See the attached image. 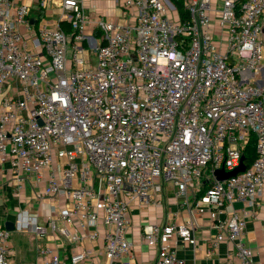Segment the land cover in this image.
<instances>
[{
  "label": "built area",
  "instance_id": "1",
  "mask_svg": "<svg viewBox=\"0 0 264 264\" xmlns=\"http://www.w3.org/2000/svg\"><path fill=\"white\" fill-rule=\"evenodd\" d=\"M182 2L185 19L176 9L170 17L166 0H126L133 20L118 26L97 17L104 42L96 45L81 2L61 0L71 31L46 24L30 50L21 31L32 28L30 7L0 0V177L5 168L18 191L30 185L37 201L53 203L42 223L26 210L14 224L36 235V264H135L131 204L150 205L160 180L173 185L189 218L143 225L157 264H186L172 242L196 245L205 212L216 231L210 252L232 245L219 264H262L246 235L264 199V85L255 80L264 0ZM84 42L95 60L81 58ZM242 158L243 171L215 178ZM87 241L102 242L104 261L80 248ZM14 254L0 224V264H13Z\"/></svg>",
  "mask_w": 264,
  "mask_h": 264
},
{
  "label": "crops",
  "instance_id": "2",
  "mask_svg": "<svg viewBox=\"0 0 264 264\" xmlns=\"http://www.w3.org/2000/svg\"><path fill=\"white\" fill-rule=\"evenodd\" d=\"M30 7V20L32 28L21 31L28 38L29 49L35 47L34 39L38 36V31L46 24L59 26L62 22L60 18L61 0H51L48 7L42 9L39 5V0H23ZM83 6L85 15L89 18V24L85 29V35L92 38L96 45L104 42V34L97 27L95 19L98 17L109 23L118 26L128 25L133 20V11L125 6L126 0H79ZM264 24V22H263ZM264 43V35H263ZM83 55L90 56L95 60L94 50H91L87 42L83 43ZM261 65L263 71L261 73V84L264 85V48ZM9 166H7L8 168ZM162 185V192L158 193L155 190H150L151 204L146 205L141 200H137L131 204L130 219L131 228L127 234V239L133 243L134 248L131 251L135 264H157V249L148 247L142 239V227L148 222H156L160 225H166L171 222L182 223L188 220V210L179 205V199L175 198V188L169 182L164 180L159 181ZM160 200V204L157 201ZM261 201V208L258 209L256 219L250 220L247 225L246 239L248 246L253 251V259L261 261L264 264V199ZM52 201L46 199L41 202L35 199V194L32 186L28 185L22 191H18L17 183L11 171L4 168L0 177V224L5 227L7 222L15 224L18 216L26 210L32 213H37L40 221H44L48 215L49 208L52 206ZM242 204L234 205L239 209ZM201 227L196 233V245L184 243L180 239L175 238L172 242V248L176 251V255L183 259L186 264H219L222 262L228 253L232 251V245L228 242L220 243L215 252H210L209 243L216 234V231L209 227L208 213L205 212L200 218ZM15 228V226H14ZM15 230V229H14ZM31 233V232H20ZM51 243V242H50ZM15 254L13 264H36V244L33 246L23 243L14 246ZM54 246V244L52 243ZM83 250L91 251L96 254V259L104 261V256L101 254L102 242H84L80 245ZM72 246L62 248L61 253L65 260L72 253Z\"/></svg>",
  "mask_w": 264,
  "mask_h": 264
},
{
  "label": "rangeland",
  "instance_id": "3",
  "mask_svg": "<svg viewBox=\"0 0 264 264\" xmlns=\"http://www.w3.org/2000/svg\"><path fill=\"white\" fill-rule=\"evenodd\" d=\"M169 16L173 17V18H177V12L176 10H171L169 9ZM225 52V50H224ZM81 58H84L86 61H88L90 59V56L87 55H83L81 56ZM261 75L258 74L257 76H255V80H261ZM264 82V80H263ZM8 89H6L2 96L7 94ZM40 223H42V221H40ZM36 235L34 233H24L21 234L20 232H18L17 230L11 231V241L14 243V246H18L21 245L23 243H27L30 246H33L34 244H36Z\"/></svg>",
  "mask_w": 264,
  "mask_h": 264
},
{
  "label": "trees",
  "instance_id": "4",
  "mask_svg": "<svg viewBox=\"0 0 264 264\" xmlns=\"http://www.w3.org/2000/svg\"><path fill=\"white\" fill-rule=\"evenodd\" d=\"M169 1L175 6L180 18L185 19L187 17V14L185 13L182 0H169ZM60 26L62 29H65L67 32L71 31L68 22L62 21ZM245 154H246V163L249 166L250 163L255 159V140L254 139H252L248 143Z\"/></svg>",
  "mask_w": 264,
  "mask_h": 264
},
{
  "label": "water",
  "instance_id": "5",
  "mask_svg": "<svg viewBox=\"0 0 264 264\" xmlns=\"http://www.w3.org/2000/svg\"><path fill=\"white\" fill-rule=\"evenodd\" d=\"M166 3L167 5L170 7L171 10H175V6L169 1V0H166ZM243 161H244V158H242V163L241 165L236 168L235 170L231 171V172H225L223 169L222 170H218L215 172V178L219 181H223L231 176H234L236 175L238 172L240 171H243L245 169V166L243 164ZM5 228L8 230V231H14V224L13 223H10V222H7L6 225H5Z\"/></svg>",
  "mask_w": 264,
  "mask_h": 264
}]
</instances>
